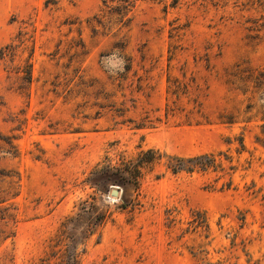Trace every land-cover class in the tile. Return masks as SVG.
I'll use <instances>...</instances> for the list:
<instances>
[{
  "label": "rangeland",
  "instance_id": "374dc122",
  "mask_svg": "<svg viewBox=\"0 0 264 264\" xmlns=\"http://www.w3.org/2000/svg\"><path fill=\"white\" fill-rule=\"evenodd\" d=\"M119 3L0 0V187L19 179L0 264H264V100L227 83L264 68V11L136 0L121 21ZM168 77L194 80L201 116L166 114ZM205 154L216 168L170 167Z\"/></svg>",
  "mask_w": 264,
  "mask_h": 264
},
{
  "label": "trees",
  "instance_id": "16d2710c",
  "mask_svg": "<svg viewBox=\"0 0 264 264\" xmlns=\"http://www.w3.org/2000/svg\"><path fill=\"white\" fill-rule=\"evenodd\" d=\"M118 1L120 3L116 7L112 8V11L117 15H120V19L121 21H123V18L131 10L136 0ZM257 4L264 11V0H257ZM175 49L176 47H173L170 50V59L172 58ZM28 67L29 66H26L23 70H21V73L24 74L21 79L27 82L31 81V75L29 70L27 69ZM184 80L185 77H183L182 80L168 77L167 94H170L173 98H171L172 100L170 101L171 105H167L166 114L168 115L173 113L176 109V103L180 102L182 98H186L188 100L187 104L190 108H181L180 111L184 113L187 119L191 120L195 116H201L202 103L199 102L198 97L190 98V83H193L194 80L191 79L189 82H185ZM227 83L233 90L239 92L243 96H247L248 101L250 102L256 99L264 100V68H240V66H236L234 70L228 73ZM240 144L243 147V138H240ZM175 162L176 164L170 166L173 172H192L195 169L206 171L209 168L217 167L216 158L213 154H205L188 159H177L175 160ZM1 176L2 182L5 179L9 180V182L7 183V189H3L2 187H0V205H4L8 201L15 199L18 196L16 188L18 186L19 179L15 178V176H13L10 172H8L7 174H1ZM9 206L12 207L13 204H10ZM88 233L91 236L94 232L92 230Z\"/></svg>",
  "mask_w": 264,
  "mask_h": 264
},
{
  "label": "clouds",
  "instance_id": "9594fccd",
  "mask_svg": "<svg viewBox=\"0 0 264 264\" xmlns=\"http://www.w3.org/2000/svg\"><path fill=\"white\" fill-rule=\"evenodd\" d=\"M101 62L104 65L105 69L111 74L122 73L127 65L126 60L124 59V57L119 55L118 50L113 51L108 56L104 57Z\"/></svg>",
  "mask_w": 264,
  "mask_h": 264
},
{
  "label": "water",
  "instance_id": "95a60500",
  "mask_svg": "<svg viewBox=\"0 0 264 264\" xmlns=\"http://www.w3.org/2000/svg\"><path fill=\"white\" fill-rule=\"evenodd\" d=\"M117 194H118L117 189H113V190H111V192H110V196H111V197H115V196H117Z\"/></svg>",
  "mask_w": 264,
  "mask_h": 264
}]
</instances>
